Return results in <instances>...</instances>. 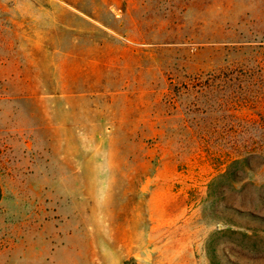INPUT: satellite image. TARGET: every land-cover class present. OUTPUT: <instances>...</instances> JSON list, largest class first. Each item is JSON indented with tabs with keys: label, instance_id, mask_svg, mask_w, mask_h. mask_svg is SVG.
<instances>
[{
	"label": "rangeland",
	"instance_id": "1",
	"mask_svg": "<svg viewBox=\"0 0 264 264\" xmlns=\"http://www.w3.org/2000/svg\"><path fill=\"white\" fill-rule=\"evenodd\" d=\"M0 264H264V0H0Z\"/></svg>",
	"mask_w": 264,
	"mask_h": 264
}]
</instances>
